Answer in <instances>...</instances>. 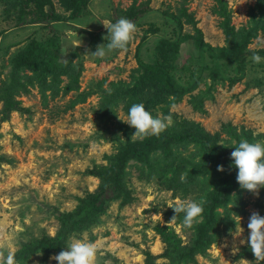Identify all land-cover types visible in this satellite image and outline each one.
Listing matches in <instances>:
<instances>
[{"label": "rangeland", "instance_id": "obj_1", "mask_svg": "<svg viewBox=\"0 0 264 264\" xmlns=\"http://www.w3.org/2000/svg\"><path fill=\"white\" fill-rule=\"evenodd\" d=\"M22 1L0 0V254L55 236L62 215L101 187L99 174L125 143L143 139L132 137L135 129L123 122L133 103L170 116L166 133L196 130L227 148L241 139L264 143V59L255 63L248 53L264 50V0H89L75 18L61 0H50L59 15L55 21L20 14ZM130 9L136 11L132 18ZM121 17L137 27L126 48L104 58L88 54L105 43L102 22ZM78 35L82 44L74 49ZM49 38L57 39L56 61L69 63L64 73L46 70L41 49ZM195 38L204 48L196 47ZM230 38L248 53L242 71L218 56L229 50ZM161 40L168 43L161 47ZM32 42L29 65L17 66ZM137 52L143 61L158 56L180 84L192 81L194 87L180 97L132 90L142 71ZM214 66L219 76L211 73ZM228 170L192 141L130 159L126 191L90 221L77 222L63 250L80 238L96 244L95 264H255L247 225L253 212L264 216V188H234L216 209L212 241L190 257L199 223L186 228L183 213L173 218L168 207L205 197ZM58 253H36L18 264H58Z\"/></svg>", "mask_w": 264, "mask_h": 264}, {"label": "trees", "instance_id": "obj_2", "mask_svg": "<svg viewBox=\"0 0 264 264\" xmlns=\"http://www.w3.org/2000/svg\"><path fill=\"white\" fill-rule=\"evenodd\" d=\"M89 0H61L63 7L70 11V17L79 16L87 8ZM20 14H33L34 20H59V15L55 12L54 6L50 0H23L20 7ZM129 18L136 15V11L130 9L127 11ZM89 36L92 33L87 32ZM54 38L46 41V46L41 49L42 54L48 57L49 64H46V70L50 73H64L68 70L69 63H60L56 61L53 54V48L56 47ZM167 41L161 40V47L167 44ZM171 44V43H169ZM195 45L202 49L206 44L200 38H195ZM205 50L210 56H214L212 48L206 46ZM36 43L32 42V47L25 54L17 58L16 65L22 66L30 62V57L34 54ZM162 49V48H161ZM161 53V52H160ZM159 53V54H160ZM249 54L258 53L264 56V50L250 51ZM243 50V45L237 43L232 38L229 39V50L220 51L218 56L225 58L227 62L234 63L239 70L244 69L245 57L248 54ZM137 62L141 68V74L135 82L132 90L138 92L144 89H150L153 95L180 97L190 92L194 83L189 82L186 86L180 84L175 76L169 71L165 63L154 56L147 61H143L138 52L136 54ZM213 76H219L217 67H210ZM237 78L231 79L236 81ZM195 142L201 146L207 159L221 164H228L229 170L218 181V183L205 196L206 203L202 213V219L196 227L193 246L186 252L191 256L199 250L206 248L212 241L211 230L216 224V209L229 200L231 191L239 184L236 180L237 170L231 166L230 153L232 148L221 147L217 144L215 135L209 138L208 135L200 131H183L177 134L162 132L159 136H147L135 142L128 141L120 149L115 160L110 167L99 175L103 179L101 187L93 192H87L79 199L77 207L72 211L62 215V226L55 236H42L35 240L24 242L19 249L15 251L17 262L26 260L36 253L48 254L53 251L63 250V242L66 235L76 228L77 222L83 223L90 221L98 212L102 211L108 200L118 198L126 191L123 185V175L130 159L145 160L149 155L157 150L171 148L173 145L181 142Z\"/></svg>", "mask_w": 264, "mask_h": 264}, {"label": "clouds", "instance_id": "obj_3", "mask_svg": "<svg viewBox=\"0 0 264 264\" xmlns=\"http://www.w3.org/2000/svg\"><path fill=\"white\" fill-rule=\"evenodd\" d=\"M102 24L107 29V35L103 37L105 43L96 45L95 51L88 52L97 58H104L107 53L113 50L125 49L137 31L136 25L123 17L115 22L103 21ZM81 44L82 39L79 35L78 38L71 41V47L74 49L79 48ZM251 58L255 63L264 59L258 53H254ZM123 122L135 129L132 137L143 138L159 136L171 125L172 120L170 116L161 118L159 115H153L145 104L140 102L133 103L129 107ZM232 147L234 150L230 153L231 166L237 170L236 180L240 188L250 192L264 188V143L241 139L238 143L234 142ZM218 170L222 171L223 166H218ZM185 178V175L182 174L181 180L184 181ZM205 203V197L201 196L198 200L179 201L176 204L168 205V207H171L175 213L173 218L176 214L183 213V225L186 228H192L194 224L200 223ZM247 227L250 231L246 242L254 254L255 264H260L261 261H264V216L253 212L249 217ZM240 234L239 230L233 233L236 237ZM240 243H245V241L241 240ZM235 251L238 249L234 248L233 252ZM96 256L97 246L94 242L74 238L66 245V250H61L54 259L58 264H95ZM0 264H18L15 252L9 250L6 255L0 254Z\"/></svg>", "mask_w": 264, "mask_h": 264}]
</instances>
